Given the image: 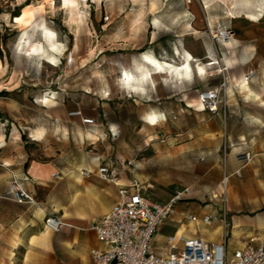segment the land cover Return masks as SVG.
I'll return each mask as SVG.
<instances>
[{"label":"rangeland","instance_id":"rangeland-1","mask_svg":"<svg viewBox=\"0 0 264 264\" xmlns=\"http://www.w3.org/2000/svg\"><path fill=\"white\" fill-rule=\"evenodd\" d=\"M75 2L0 0V124L22 125L27 156L60 168L110 159L147 194L188 188L178 205L198 217L201 208L217 212L221 199L229 217L264 212V0ZM23 12L28 27L14 21ZM188 56L190 75L162 76L158 91L142 75L147 58L182 67ZM210 90L218 92L213 112L200 99ZM150 112L164 120L151 126ZM5 132L0 125V138ZM39 255L25 238L0 237V264H44Z\"/></svg>","mask_w":264,"mask_h":264},{"label":"crops","instance_id":"crops-1","mask_svg":"<svg viewBox=\"0 0 264 264\" xmlns=\"http://www.w3.org/2000/svg\"><path fill=\"white\" fill-rule=\"evenodd\" d=\"M186 60L189 63L192 58L190 56L184 58V65L179 67L169 63L164 66L165 64L161 65L149 58L150 68L146 76H149L154 89L160 90L162 76L188 77L190 71L185 72ZM247 63L248 61L244 65ZM139 68L142 69L143 64L139 65ZM202 70L200 65L194 67L195 73ZM152 73H159L157 84L152 81ZM242 86L246 87V85ZM196 106L199 110H203L199 107V102ZM148 118L151 126L164 120L156 112H150ZM13 120L12 122L7 120V124H0L4 130L6 129L5 134L0 138L2 143L0 147V237L2 239L5 237L7 244L10 236L18 242H22L25 238L27 243L33 245L35 251L40 252L39 257L44 259V264H93L90 251L102 250L104 245L88 228L108 213L116 203L119 186L101 180L96 174L97 167L104 162L90 166V163L82 159L60 168L56 167L52 160L27 156L21 140L22 125ZM11 127L16 128L14 132ZM81 170H90L92 173L85 177L80 173ZM122 172L119 183L127 185L131 177L122 176ZM137 179L142 184L143 194L151 201L158 203L166 202L175 192L185 189L166 187L147 194L142 181ZM13 180L32 195L34 200L32 204H17L11 200L9 184ZM190 194L183 201L189 200ZM210 194L211 199L221 197V193L211 192ZM11 208L15 210V213H10ZM195 209L187 204H177L173 217L158 228L152 249L156 252L162 251L167 239L176 234L187 238H201L208 243H220L227 231L225 244L228 255L236 249H242L249 244L256 245L264 240V212L251 216L233 214L229 217L225 213L223 199L220 200V206L217 208V212L220 213L201 208L202 215L198 217L193 214ZM189 215L196 217V221L189 220ZM206 215L214 217L210 226L204 225L201 221ZM48 216H56L62 222L58 232L45 228L44 221ZM35 258L38 259V255Z\"/></svg>","mask_w":264,"mask_h":264},{"label":"built area","instance_id":"built-area-1","mask_svg":"<svg viewBox=\"0 0 264 264\" xmlns=\"http://www.w3.org/2000/svg\"><path fill=\"white\" fill-rule=\"evenodd\" d=\"M218 34L221 39H231L225 31H219ZM200 99L208 104L209 111L216 110L218 92L205 91L200 94ZM70 115L81 114L72 112ZM82 123L93 125L94 122L83 118ZM121 165L109 159L96 169L101 180L119 186V191L118 200L110 211L88 228L104 245L102 250L90 251L93 264H264V240L256 245L249 244L236 249L228 255L226 235L220 243H208L201 238H187L176 234L167 239L162 251H154L152 243L158 228L173 217L176 205L186 199L190 190L185 188L177 191L164 203L151 201L143 194L142 184L134 176H131L127 185L119 183ZM127 165L132 163L128 161ZM80 173L88 177L92 172L81 170ZM130 173L133 174L132 170ZM226 181L222 183L226 185ZM9 192L11 200L17 204L34 202L32 195L20 187L16 180L10 182ZM188 218L196 221V217L192 215ZM213 220L214 217L210 215L201 219L206 226H210ZM44 225L46 229L58 232L62 222L56 216H48Z\"/></svg>","mask_w":264,"mask_h":264},{"label":"bare ground","instance_id":"bare-ground-1","mask_svg":"<svg viewBox=\"0 0 264 264\" xmlns=\"http://www.w3.org/2000/svg\"><path fill=\"white\" fill-rule=\"evenodd\" d=\"M64 5L65 6H67L68 8H70V9H72V8H75V7H77V4H76V2H75V0H64ZM24 14H25V12H23V14L22 15H20V16H17V17H15L14 18V21L15 22H20V21H22L23 20V16H24ZM30 22L31 21H29V20H23V24L26 26V27H28V26H30L31 24H30ZM27 29V28H26ZM45 31H47V37H46V39H47V41H48V43H49V46H50V50L53 52V51H56V41L54 40V33H53V31H51V30H45ZM30 45V43H29V41H28V37H26L24 40H23V42H22V47H25V46H29ZM227 45H228V43H227ZM19 49V48H18ZM152 60V59H151ZM51 61L52 62H55V58L54 57H52L51 58ZM147 61H149V58H147ZM215 63H209L208 64V66H212V65H214ZM143 69H146V67L143 65ZM167 70V69H166ZM168 71V70H167ZM190 71V65H189V63H188V61L186 60V62H185V72H189ZM159 72V71H158ZM165 73H167L166 71H164ZM144 73H145V75L142 73V75L145 77L146 75H148L149 74V70H145L144 71ZM158 76H159V73H152L151 74V77H152V81L155 83V84H157V79H158ZM133 80V78H132V76H130V75H128L127 73H124V81L125 82H130V81H132ZM124 82V83H125ZM134 82V81H133ZM246 82V81H245ZM244 81L242 82V85H245L246 83H245ZM128 84V83H127ZM135 87V86H134ZM136 90H138V89H136ZM46 102H48V100H46ZM198 102H199V107H202L203 106V104H202V102L200 101V100H198ZM226 178L227 177H225L224 178V180H223V183L226 181Z\"/></svg>","mask_w":264,"mask_h":264},{"label":"trees","instance_id":"trees-1","mask_svg":"<svg viewBox=\"0 0 264 264\" xmlns=\"http://www.w3.org/2000/svg\"><path fill=\"white\" fill-rule=\"evenodd\" d=\"M14 17H17V16H14Z\"/></svg>","mask_w":264,"mask_h":264}]
</instances>
